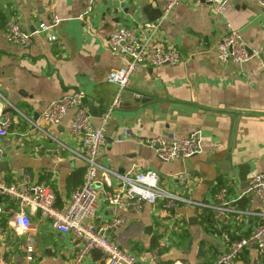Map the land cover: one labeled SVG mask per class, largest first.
Instances as JSON below:
<instances>
[{
    "label": "crops",
    "instance_id": "obj_1",
    "mask_svg": "<svg viewBox=\"0 0 264 264\" xmlns=\"http://www.w3.org/2000/svg\"><path fill=\"white\" fill-rule=\"evenodd\" d=\"M155 1L162 10L170 0ZM149 4L155 7L152 0L124 4L114 0H0V95L35 122L48 103L79 94L92 125L100 127L101 115L109 110L115 94L107 75L126 63L105 50V40L116 26L147 21L141 11ZM51 14L60 19L53 31L55 43L34 33ZM225 18L264 60V14L257 0H230ZM10 19L34 33L27 49L6 41L4 27ZM85 27L90 34L84 32ZM224 32V20L214 16L212 7L175 6L160 22L157 37L175 48L181 61L137 69L119 108L104 126L99 159L111 170L120 174L152 170L163 188L195 201H210L218 188L227 187L229 207L241 212L198 215L193 208L181 206L167 214L159 206L145 205L134 214L106 206L99 196L94 225L121 218L122 224L111 229L109 237L142 264L182 260L210 264L224 248L220 233L245 237L262 221L260 216L247 215L264 212V205L247 191L250 174L264 172V69L256 61L219 64L215 46ZM139 99L148 101L134 103ZM4 110L9 112L6 104ZM72 114L58 126H44V132L14 115L2 140L5 157L1 162L7 163L8 170L0 178L14 182L29 172L34 178L52 180L55 206L62 209L83 180L84 165L75 155L82 150L81 143L66 132ZM158 136H192L200 150L191 158L163 163L142 143ZM51 149H58L59 156L48 152ZM183 177L187 181L178 184ZM116 186L113 181L112 187ZM30 221L31 230L21 235L8 217L0 216V264H71L78 243L53 230L37 214ZM28 240L34 242L31 261L24 251ZM160 240L166 248L153 258ZM254 256L250 247L235 264H252ZM82 264L105 261L93 251Z\"/></svg>",
    "mask_w": 264,
    "mask_h": 264
},
{
    "label": "built area",
    "instance_id": "obj_2",
    "mask_svg": "<svg viewBox=\"0 0 264 264\" xmlns=\"http://www.w3.org/2000/svg\"><path fill=\"white\" fill-rule=\"evenodd\" d=\"M114 1L124 4L129 0ZM229 2L230 0H170L161 10L159 20L154 22L133 20L131 26H116L112 29L105 40V50L124 58L126 63L107 75V82L115 87V94L109 110L101 115L100 127L92 125L87 108L82 102V96L79 94L65 95L48 103L35 122L25 118L0 95V162L5 157L2 140L11 129L14 115L28 120L32 129L44 132V126H58L72 111L66 132L81 143L82 150L75 155L84 165L82 184L70 193L69 200L62 209L55 206L52 180L34 178L29 172H24L14 182L0 178V216L8 217L21 235L29 233L30 217L37 214L56 232L72 237L78 243V249L71 264H82L86 256L93 251L101 253L105 264H142L137 257L123 250L109 237V231L122 224L121 218H114L99 226L94 225L93 220L100 197L106 206L134 214L140 213L145 205L159 206L167 214L174 213L181 206L193 208L198 215L241 213L229 207L227 187L218 188L210 201H195L189 196L179 195L159 186V177L152 170L120 174L101 163L99 159L104 143V126L108 123L111 113L119 108L121 97L134 72L143 66L152 68L174 66L181 61L180 53L157 37L160 22L178 4L210 6L214 16L224 20L225 32L215 46L219 64L242 65L256 61L259 67L264 69L261 53L249 48L240 33L232 29L226 20L225 10ZM257 5L264 14V0H257ZM59 23V17L51 14L47 21L39 23L34 33L45 35L49 43H55L57 38L53 31ZM4 28L5 39L9 44L24 49L30 46L34 33L22 30L17 20H8ZM84 32L90 34L87 27L84 28ZM4 103L9 108V112H4ZM142 143L154 152L158 161L163 163L191 158L200 150L199 141L192 136L181 139L158 136L144 139ZM48 152L56 156L60 153L58 149H51ZM113 181L117 182L115 188L112 187ZM186 181L187 178L184 177L177 180L180 185ZM248 186L247 192L264 205V172L251 173ZM247 215L260 216L262 221L245 237L236 238L228 233H220L224 248L210 264H235L250 247L255 251L252 264H264V212L259 214L247 212ZM33 245L32 240L27 241L24 249L27 261L33 259L35 252ZM165 248V241H158L152 257H158ZM171 264L186 263L175 261Z\"/></svg>",
    "mask_w": 264,
    "mask_h": 264
},
{
    "label": "water",
    "instance_id": "obj_3",
    "mask_svg": "<svg viewBox=\"0 0 264 264\" xmlns=\"http://www.w3.org/2000/svg\"><path fill=\"white\" fill-rule=\"evenodd\" d=\"M155 0H152V3H154L155 7H153L151 4L146 5L141 13L146 17L147 21L149 22H154L157 21L161 18V10L159 9L158 5L156 6L155 4ZM146 101H148L147 99H139V100H134V103L136 104H140L143 105ZM4 112H7V110H4ZM233 115H235V113H231ZM120 140V139H118ZM8 170V165L5 162H0V173L7 171ZM22 238L24 239L25 236H22ZM189 245L190 243H188V251H189ZM200 252V251H199ZM184 263L189 264V262L187 260H182Z\"/></svg>",
    "mask_w": 264,
    "mask_h": 264
},
{
    "label": "rangeland",
    "instance_id": "obj_4",
    "mask_svg": "<svg viewBox=\"0 0 264 264\" xmlns=\"http://www.w3.org/2000/svg\"><path fill=\"white\" fill-rule=\"evenodd\" d=\"M159 186H161V184L159 183Z\"/></svg>",
    "mask_w": 264,
    "mask_h": 264
},
{
    "label": "trees",
    "instance_id": "obj_5",
    "mask_svg": "<svg viewBox=\"0 0 264 264\" xmlns=\"http://www.w3.org/2000/svg\"><path fill=\"white\" fill-rule=\"evenodd\" d=\"M238 238H240V237H238Z\"/></svg>",
    "mask_w": 264,
    "mask_h": 264
}]
</instances>
